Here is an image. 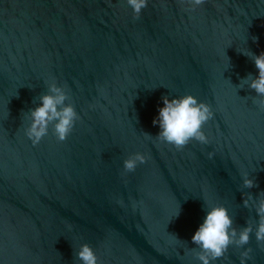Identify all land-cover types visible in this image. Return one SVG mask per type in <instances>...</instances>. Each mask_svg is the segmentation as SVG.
<instances>
[{
    "label": "water",
    "instance_id": "1",
    "mask_svg": "<svg viewBox=\"0 0 264 264\" xmlns=\"http://www.w3.org/2000/svg\"><path fill=\"white\" fill-rule=\"evenodd\" d=\"M246 48L264 52V0H147L138 18L125 0H0V264H79L85 243L97 264H199L203 201L254 228L241 194L264 192V111L236 87L256 75ZM53 80L78 119L33 145L24 112ZM185 94L212 118L206 144L178 150L151 121L162 95ZM135 153L144 162L125 172ZM244 248L264 264L251 234ZM244 248L212 264H239Z\"/></svg>",
    "mask_w": 264,
    "mask_h": 264
},
{
    "label": "clouds",
    "instance_id": "2",
    "mask_svg": "<svg viewBox=\"0 0 264 264\" xmlns=\"http://www.w3.org/2000/svg\"><path fill=\"white\" fill-rule=\"evenodd\" d=\"M125 2L131 9L133 18H138L141 10L146 6L147 0H125ZM189 3L191 7L195 8L202 3V0H189ZM252 39L255 42L256 38ZM238 52L251 60L256 69V75L255 77L251 74L247 75L240 80L236 87L247 86L251 89L255 93L253 103L258 110L264 111V52L253 54L247 48ZM68 100L69 96L66 90L58 86L54 80L47 84L45 93L34 99L35 106L24 112L28 121L24 135L33 145L48 134L50 125L58 141H64L69 135L78 116L73 105L66 102ZM160 104L162 106L156 109V115L151 121L152 125L158 128L155 135L158 140L178 150L185 146L190 139L207 143L201 127L212 118V112L205 103L198 101L191 94H185L182 96L173 95L171 98L168 95H162ZM145 135L148 134L145 133ZM143 162L144 157L135 153L122 161V168L125 172H132L137 164ZM240 181L243 189L255 187L253 179L246 173L241 176ZM241 195L242 206L244 208L251 207L255 213L254 228L252 224L245 222V226L237 230L233 227L232 217L228 215L226 208L206 206L203 201L205 215L190 237V242L199 249L195 254V259L199 264H212L215 260L224 257L229 245L244 248L248 244L250 234L254 236L258 245L264 244V192L257 193L255 198L251 193L246 195L242 193ZM248 252L249 249L244 248V251L240 253L239 264H246L249 259ZM75 260L79 264H97L95 253L86 243L80 244L75 249Z\"/></svg>",
    "mask_w": 264,
    "mask_h": 264
}]
</instances>
